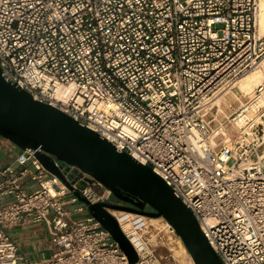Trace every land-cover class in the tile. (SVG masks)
Instances as JSON below:
<instances>
[{"label":"built area","instance_id":"obj_1","mask_svg":"<svg viewBox=\"0 0 264 264\" xmlns=\"http://www.w3.org/2000/svg\"><path fill=\"white\" fill-rule=\"evenodd\" d=\"M259 16L260 0H0V64L35 99L150 165L224 264H264V81L228 121L211 113L223 88L264 67ZM15 157L19 167H0V264H177L153 249L146 215L108 209L135 263L95 217L72 215L86 209L76 191L126 204L91 174L53 156L67 185L35 150ZM40 224L54 248L23 263L8 230Z\"/></svg>","mask_w":264,"mask_h":264},{"label":"water","instance_id":"obj_2","mask_svg":"<svg viewBox=\"0 0 264 264\" xmlns=\"http://www.w3.org/2000/svg\"><path fill=\"white\" fill-rule=\"evenodd\" d=\"M0 136L22 150H35L44 167L67 185L54 157L91 174L113 192L114 200L126 202L91 203L78 191L75 193L87 212L117 241L130 263H135L138 255L109 208L150 218L163 217L180 236L195 264H224L194 213L150 165L118 150L108 139L58 107L35 99L6 74L1 64Z\"/></svg>","mask_w":264,"mask_h":264},{"label":"crops","instance_id":"obj_3","mask_svg":"<svg viewBox=\"0 0 264 264\" xmlns=\"http://www.w3.org/2000/svg\"><path fill=\"white\" fill-rule=\"evenodd\" d=\"M19 147L15 145L13 142L8 139L0 136V167H5L7 165H11L15 168L19 167L18 162L16 161L15 155L19 152ZM37 184L31 183L28 188H35ZM8 199L6 196H0V203L4 202ZM83 203L80 201L77 205H82ZM70 209L72 206L69 205ZM87 211L86 209L83 211ZM79 213L73 212L74 217H82L78 216ZM90 215L88 212L85 216ZM9 234L12 236L14 241L17 243L19 252L26 257L27 260L32 261H40L46 256H43L41 259H33L32 253L40 250L41 253L45 254L47 251L49 254L54 248V244L50 239L49 234L46 232L45 226L43 224L40 225H27V226H15L8 230Z\"/></svg>","mask_w":264,"mask_h":264},{"label":"bare ground","instance_id":"obj_4","mask_svg":"<svg viewBox=\"0 0 264 264\" xmlns=\"http://www.w3.org/2000/svg\"><path fill=\"white\" fill-rule=\"evenodd\" d=\"M260 32L261 34L264 33V0H260ZM264 81V74L263 70L257 66L243 76L238 78L235 82H233L229 87L223 88V92H221V96L225 95L229 92L232 88L238 87L240 91L244 94H249L256 86ZM220 97L217 99L219 100ZM162 219V218H161ZM150 221H159V218H150ZM163 223H161L158 228H153V230L149 231L150 242L152 244L153 249L163 250L166 249L171 253L170 255L174 257V259L178 260L180 264H186L184 262V258H181L180 253L186 254L189 263L188 264H195L193 259L191 258L190 254L188 253L182 239L178 236L174 229L171 228V225L165 220L162 219ZM166 250V251H167Z\"/></svg>","mask_w":264,"mask_h":264},{"label":"rangeland","instance_id":"obj_5","mask_svg":"<svg viewBox=\"0 0 264 264\" xmlns=\"http://www.w3.org/2000/svg\"><path fill=\"white\" fill-rule=\"evenodd\" d=\"M259 24H260V19H259ZM222 24H218L217 28H221ZM262 70H263V74H264V67L263 66H259ZM243 76V75H242ZM240 78V77H239ZM223 92V91H222ZM245 95H247L246 93L244 94L242 91H240L238 89V87H234L232 88L229 92H227L225 95H223L222 97L221 94L219 95L220 99L217 100L218 98H216V102H215V106L212 109L211 113L213 115H215L217 117V119L214 121L216 125H219V123L228 121V117L233 113V111L236 110V108L239 106L240 100L244 99ZM87 211L85 212H81L78 214V216H82L85 217ZM159 221H150V228L153 230V228H158V226L163 223L162 219H164L163 217H158ZM162 218V219H161ZM151 230V231H152ZM165 249H157L158 252L162 253V254H166L167 256H169V262H175L177 264H180V262H178V260L174 259V257H172L170 254V252L166 249V247H163ZM167 250V251H166ZM33 255V259H41L43 258V256L48 257L50 254L45 251V254L41 253L40 250H37V252L32 253ZM181 258H184V262L186 264L189 263V259L187 257L186 254H182L180 253ZM26 257L24 256L22 262L25 263Z\"/></svg>","mask_w":264,"mask_h":264},{"label":"flooded vegetation","instance_id":"obj_6","mask_svg":"<svg viewBox=\"0 0 264 264\" xmlns=\"http://www.w3.org/2000/svg\"><path fill=\"white\" fill-rule=\"evenodd\" d=\"M122 201V200H121ZM122 202H124V201H122ZM126 203V202H125ZM127 204V203H126Z\"/></svg>","mask_w":264,"mask_h":264}]
</instances>
